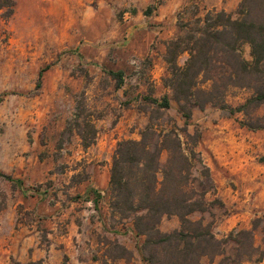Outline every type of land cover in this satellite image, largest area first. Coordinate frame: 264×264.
<instances>
[{"label": "rangeland", "instance_id": "374dc122", "mask_svg": "<svg viewBox=\"0 0 264 264\" xmlns=\"http://www.w3.org/2000/svg\"><path fill=\"white\" fill-rule=\"evenodd\" d=\"M14 1L12 13L0 11V171L18 182L0 175V264H150L162 255L142 247L141 212L121 214L110 188L118 143L148 126L155 141L181 140L188 218L221 243L200 264H264V130L193 101L187 119L166 82L169 42L208 11L235 14L242 0ZM242 53L252 60L249 44ZM251 93L230 87L225 100L237 107ZM169 158L163 150L162 169ZM181 227L177 215L159 224Z\"/></svg>", "mask_w": 264, "mask_h": 264}, {"label": "trees", "instance_id": "16d2710c", "mask_svg": "<svg viewBox=\"0 0 264 264\" xmlns=\"http://www.w3.org/2000/svg\"><path fill=\"white\" fill-rule=\"evenodd\" d=\"M14 6V0H0V11L10 14ZM246 43L251 47V61L242 53ZM184 53H188V58L181 66L178 58ZM166 61L167 86L187 119L192 111L186 103L193 101L200 108L212 104L229 115L240 113L243 126L264 130V114L255 113L264 106V0H242L235 14L208 11L185 34L169 42ZM113 75L121 81L120 71ZM230 87L248 88L252 93L243 103L232 107L225 100ZM160 104L170 107L168 97L164 96ZM154 135L155 131L148 126L141 132V139L118 143L110 179L113 205L121 214L141 212L135 216L134 228L138 235L146 236L142 247L148 252L152 246L162 250V255H149L150 264H200L203 256L219 254L221 243L208 224L188 218L195 207L189 186L191 166L181 140L167 133L155 141ZM165 149L170 158L162 169L160 160ZM0 175L18 182L1 171ZM166 215L179 216L181 229L162 232L159 224Z\"/></svg>", "mask_w": 264, "mask_h": 264}, {"label": "crops", "instance_id": "0c3cea01", "mask_svg": "<svg viewBox=\"0 0 264 264\" xmlns=\"http://www.w3.org/2000/svg\"><path fill=\"white\" fill-rule=\"evenodd\" d=\"M89 203H91V201H88ZM86 214V213H85ZM85 217H83V219H84ZM87 218H88V216H87Z\"/></svg>", "mask_w": 264, "mask_h": 264}]
</instances>
